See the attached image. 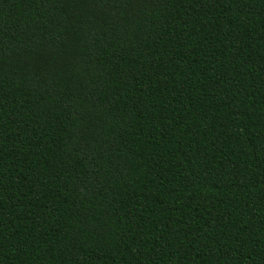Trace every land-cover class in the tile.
I'll use <instances>...</instances> for the list:
<instances>
[{
  "label": "trees",
  "instance_id": "obj_1",
  "mask_svg": "<svg viewBox=\"0 0 264 264\" xmlns=\"http://www.w3.org/2000/svg\"><path fill=\"white\" fill-rule=\"evenodd\" d=\"M0 264H264V0H0Z\"/></svg>",
  "mask_w": 264,
  "mask_h": 264
}]
</instances>
